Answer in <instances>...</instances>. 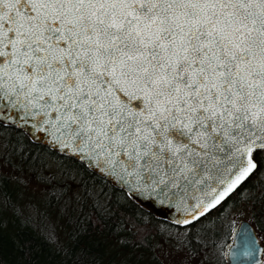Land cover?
Listing matches in <instances>:
<instances>
[{
    "label": "snow or ice",
    "instance_id": "snow-or-ice-1",
    "mask_svg": "<svg viewBox=\"0 0 264 264\" xmlns=\"http://www.w3.org/2000/svg\"><path fill=\"white\" fill-rule=\"evenodd\" d=\"M8 126L173 214L177 231L233 194L255 203L264 0H0Z\"/></svg>",
    "mask_w": 264,
    "mask_h": 264
},
{
    "label": "trees",
    "instance_id": "trees-1",
    "mask_svg": "<svg viewBox=\"0 0 264 264\" xmlns=\"http://www.w3.org/2000/svg\"><path fill=\"white\" fill-rule=\"evenodd\" d=\"M248 186L255 203L233 194L223 214L185 233L78 162L0 128V264H162L159 247L224 264L232 218L243 212L264 236V187Z\"/></svg>",
    "mask_w": 264,
    "mask_h": 264
},
{
    "label": "water",
    "instance_id": "water-1",
    "mask_svg": "<svg viewBox=\"0 0 264 264\" xmlns=\"http://www.w3.org/2000/svg\"><path fill=\"white\" fill-rule=\"evenodd\" d=\"M8 127L21 132L33 144L41 145L47 148L49 151L64 156L61 152H58L54 147L50 146L49 143L46 142V138L34 139L30 129H21L19 127L13 126ZM36 136L38 137L39 133H36ZM86 169L106 181L113 188L122 191L126 197L130 198L129 195L126 194L123 185L118 183L116 180H110L99 172H92L90 169ZM145 208H147L149 212L161 217L168 224L175 226L173 214L161 211L160 209L152 207L151 205H148ZM177 214H179V211ZM263 249L264 244L258 241L252 226L247 221L240 220L231 230L228 241L222 249V258L224 264H261V254Z\"/></svg>",
    "mask_w": 264,
    "mask_h": 264
},
{
    "label": "rangeland",
    "instance_id": "rangeland-1",
    "mask_svg": "<svg viewBox=\"0 0 264 264\" xmlns=\"http://www.w3.org/2000/svg\"><path fill=\"white\" fill-rule=\"evenodd\" d=\"M32 191H35L34 188L30 187ZM240 220L249 221L247 220V215L241 212L235 218H232L233 224H237ZM256 234L258 241L264 244V236L261 234ZM207 258L205 262H199L198 258H185L181 255L180 252H175L168 247H159L157 250V256L159 257L162 264H217L216 260L211 258L210 254H206ZM210 256V257H209ZM261 264H264V249L261 254Z\"/></svg>",
    "mask_w": 264,
    "mask_h": 264
}]
</instances>
